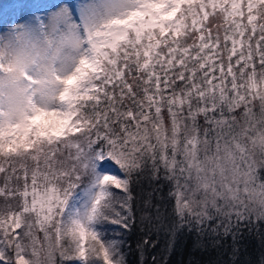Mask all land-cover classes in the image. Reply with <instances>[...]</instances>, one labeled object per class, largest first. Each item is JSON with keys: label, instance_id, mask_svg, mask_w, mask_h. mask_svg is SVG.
Segmentation results:
<instances>
[{"label": "snow or ice", "instance_id": "obj_1", "mask_svg": "<svg viewBox=\"0 0 264 264\" xmlns=\"http://www.w3.org/2000/svg\"><path fill=\"white\" fill-rule=\"evenodd\" d=\"M43 7L0 6V264H130L137 226V264H264V0Z\"/></svg>", "mask_w": 264, "mask_h": 264}, {"label": "trees", "instance_id": "obj_2", "mask_svg": "<svg viewBox=\"0 0 264 264\" xmlns=\"http://www.w3.org/2000/svg\"><path fill=\"white\" fill-rule=\"evenodd\" d=\"M157 185H149L148 183H143L140 187L136 189V193L142 199L145 193L153 194V203L163 204L169 213L172 211L174 202L168 198L169 186L162 185L159 186V191L153 193V188ZM3 197H0V201ZM139 215V211L137 212ZM261 230L264 231V225L261 226ZM144 233L137 226L133 229L132 234L129 236V241L132 244L131 254L128 259L130 264H137V255L135 252L136 242L143 237ZM244 240L241 242V255L240 260L243 261L248 258H254L260 252L261 240L258 235L252 233L249 235L247 229H245ZM198 237L195 232L183 234L179 242L176 245L175 252L171 255L169 264H231L229 259L232 248V241L229 239L227 241H222L221 247H216L213 244L212 237L200 238L202 240L203 247L194 246ZM235 259V257H233Z\"/></svg>", "mask_w": 264, "mask_h": 264}, {"label": "rangeland", "instance_id": "obj_3", "mask_svg": "<svg viewBox=\"0 0 264 264\" xmlns=\"http://www.w3.org/2000/svg\"><path fill=\"white\" fill-rule=\"evenodd\" d=\"M13 2V0H0V6L3 5H9ZM28 3L33 4V3H38L44 5L43 8H41V11H46L53 7L54 5L61 3L62 0H27ZM73 4L78 3L79 0H71ZM8 14L11 16V9H8Z\"/></svg>", "mask_w": 264, "mask_h": 264}]
</instances>
